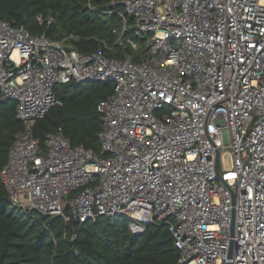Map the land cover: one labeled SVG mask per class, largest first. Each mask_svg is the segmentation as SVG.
I'll use <instances>...</instances> for the list:
<instances>
[{
    "label": "built area",
    "instance_id": "1",
    "mask_svg": "<svg viewBox=\"0 0 264 264\" xmlns=\"http://www.w3.org/2000/svg\"><path fill=\"white\" fill-rule=\"evenodd\" d=\"M89 8L120 17L113 33L128 52H80L0 19L1 100L16 102L24 126L0 173L8 202L67 225L165 224L178 264H264V0ZM71 81L113 84L98 105L101 155L61 129L43 147L33 135Z\"/></svg>",
    "mask_w": 264,
    "mask_h": 264
},
{
    "label": "trees",
    "instance_id": "2",
    "mask_svg": "<svg viewBox=\"0 0 264 264\" xmlns=\"http://www.w3.org/2000/svg\"><path fill=\"white\" fill-rule=\"evenodd\" d=\"M109 0H0V19L23 26L32 35L45 34L52 41L84 53L101 51L119 58L129 49L116 44L114 29L122 22L116 13L94 12ZM42 16L39 22L37 16ZM52 17L54 23L48 24ZM60 104L48 110L33 126L41 146L46 136L61 129L72 145H82L101 155L98 135L102 128L98 105L113 92L111 82L73 81L55 88ZM24 129L17 118V104L0 95V173L9 159L16 135ZM66 211H69L67 208ZM35 216V218H34ZM179 252L165 224L149 225L133 234L129 221L98 217L83 223L60 216L25 214L11 205L0 179V264H178Z\"/></svg>",
    "mask_w": 264,
    "mask_h": 264
},
{
    "label": "rangeland",
    "instance_id": "3",
    "mask_svg": "<svg viewBox=\"0 0 264 264\" xmlns=\"http://www.w3.org/2000/svg\"><path fill=\"white\" fill-rule=\"evenodd\" d=\"M139 52H142V47L140 48ZM139 52H138V53H139ZM132 53H133V52H132ZM138 53L135 52L134 54H135V55H138ZM95 84H96V82H91V83H89V87H93ZM222 163H223L224 166H226V167H230V166H231V161H230V157H229L228 154H225V155L223 156ZM63 207H65V201L63 202ZM119 218H121V219H125V218H123V217H119Z\"/></svg>",
    "mask_w": 264,
    "mask_h": 264
},
{
    "label": "water",
    "instance_id": "4",
    "mask_svg": "<svg viewBox=\"0 0 264 264\" xmlns=\"http://www.w3.org/2000/svg\"><path fill=\"white\" fill-rule=\"evenodd\" d=\"M91 82H93V81H89V82H87V83H91Z\"/></svg>",
    "mask_w": 264,
    "mask_h": 264
}]
</instances>
